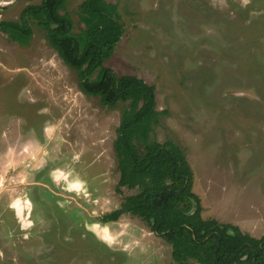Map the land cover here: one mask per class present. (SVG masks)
Masks as SVG:
<instances>
[{
	"label": "rangeland",
	"instance_id": "obj_1",
	"mask_svg": "<svg viewBox=\"0 0 264 264\" xmlns=\"http://www.w3.org/2000/svg\"><path fill=\"white\" fill-rule=\"evenodd\" d=\"M82 1L61 10L74 32ZM105 1L124 33L104 65L155 87L151 139L183 151L202 217L261 237L264 0ZM39 2L0 0V20ZM32 28L27 46L0 31V264H176L140 217L102 220L136 192L118 187L113 150L126 103L85 94Z\"/></svg>",
	"mask_w": 264,
	"mask_h": 264
},
{
	"label": "trees",
	"instance_id": "obj_2",
	"mask_svg": "<svg viewBox=\"0 0 264 264\" xmlns=\"http://www.w3.org/2000/svg\"><path fill=\"white\" fill-rule=\"evenodd\" d=\"M65 0L27 4L17 20H0V31L27 46L32 23L45 31L49 45L70 68L87 95L99 96L104 106L126 103L113 141L118 162V187L136 190L120 206L102 216L116 221L123 214L140 217L151 231L170 244L176 264H264V234L254 237L238 225L201 215L192 190L193 173L183 151L167 140L151 139L157 123L155 87L133 75H118L104 62L124 33L116 4L83 0L74 32L71 17L61 12Z\"/></svg>",
	"mask_w": 264,
	"mask_h": 264
},
{
	"label": "bare ground",
	"instance_id": "obj_3",
	"mask_svg": "<svg viewBox=\"0 0 264 264\" xmlns=\"http://www.w3.org/2000/svg\"><path fill=\"white\" fill-rule=\"evenodd\" d=\"M79 180V179H78ZM74 185H78L79 184V181H77V179H75V181H74V183H73ZM20 204V203H19ZM18 205V204H17ZM101 232V231H100ZM107 232H109V231H107V230H103V232H101V234H105L106 236H107Z\"/></svg>",
	"mask_w": 264,
	"mask_h": 264
}]
</instances>
